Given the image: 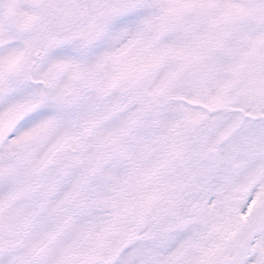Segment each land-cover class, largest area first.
Returning <instances> with one entry per match:
<instances>
[{
  "label": "snow or ice",
  "instance_id": "6c2138e0",
  "mask_svg": "<svg viewBox=\"0 0 264 264\" xmlns=\"http://www.w3.org/2000/svg\"><path fill=\"white\" fill-rule=\"evenodd\" d=\"M0 264H264V0H0Z\"/></svg>",
  "mask_w": 264,
  "mask_h": 264
}]
</instances>
